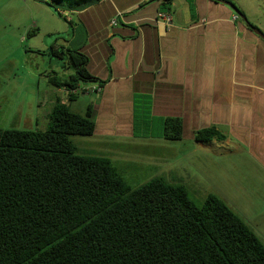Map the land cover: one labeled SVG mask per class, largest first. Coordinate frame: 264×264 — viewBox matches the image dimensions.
<instances>
[{
	"label": "crops",
	"instance_id": "1",
	"mask_svg": "<svg viewBox=\"0 0 264 264\" xmlns=\"http://www.w3.org/2000/svg\"><path fill=\"white\" fill-rule=\"evenodd\" d=\"M235 8L246 21L215 0H101L82 10L62 3L63 22L39 0H0L1 53L12 43L21 53L32 29L53 39L34 40L36 50L84 55L97 81L82 86H101L85 106H92L97 154H85L106 157L113 166L143 162L158 178L203 185L223 202L222 189L264 190V41L250 30L264 35V24ZM159 12L171 15V27L157 21ZM66 93L48 90L43 111L36 99L40 112L23 116L21 130L45 129L54 104H68ZM167 118L181 121L179 141L162 138ZM209 128L224 139L196 142V132ZM139 146L145 159L130 160L126 152Z\"/></svg>",
	"mask_w": 264,
	"mask_h": 264
},
{
	"label": "trees",
	"instance_id": "2",
	"mask_svg": "<svg viewBox=\"0 0 264 264\" xmlns=\"http://www.w3.org/2000/svg\"><path fill=\"white\" fill-rule=\"evenodd\" d=\"M41 2L66 20L60 0ZM49 54L74 69L49 79L68 104H54L43 130L0 128V264H264V243L215 196L197 206L184 186L158 177L130 189L108 158L78 153L72 137H91L95 124L91 105L83 116L69 110L80 95L70 91L97 79L77 51ZM181 137V121L165 119L162 138ZM223 139L214 128L195 134L198 143Z\"/></svg>",
	"mask_w": 264,
	"mask_h": 264
},
{
	"label": "rangeland",
	"instance_id": "3",
	"mask_svg": "<svg viewBox=\"0 0 264 264\" xmlns=\"http://www.w3.org/2000/svg\"><path fill=\"white\" fill-rule=\"evenodd\" d=\"M41 1V0H40ZM67 6L68 0H60ZM230 3L243 9L247 15H251L254 23L264 24V0H229ZM17 20V19H15ZM65 22V21H63ZM31 32V33H30ZM22 43L21 53L12 43L7 46L5 53L1 51L5 48L0 44V128L1 129H25L19 123L23 116L29 117L31 113L38 108L34 106L36 99L43 103L41 110H45L47 105L44 101L47 99V92L52 88L49 79L56 77L60 81L68 80L69 75L74 74V69L62 56L54 57L49 54V50H36L32 43H39L41 40L47 41L43 33L32 29L26 33ZM49 40H53L52 38ZM39 51V52H37ZM78 84V87H82ZM87 85V84H85ZM50 88V89H49ZM54 88V87H53ZM55 89V88H54ZM88 95L78 94V98L73 102L70 111L83 116L84 109L88 102ZM34 107L36 109H34ZM40 112V108L38 109ZM38 115V114H37ZM5 127V128H4ZM143 126H137V131L142 132ZM40 128L36 129L39 130ZM153 133H156L157 125L152 127ZM73 143L77 146L78 153L85 154V151L97 154V141L94 137H72ZM83 151V152H82ZM158 152L150 151V154L156 155ZM130 155V160L145 159L147 152L137 148V152H126ZM121 161V160H120ZM127 163L114 164L117 175L123 179L130 189H136L147 183L153 177H157L153 168L144 169L143 162L126 161ZM187 172L190 169L186 170ZM178 174V173H177ZM177 177H184V174H178ZM183 184L189 199L197 206L203 205L209 194H213L203 185L197 183H178ZM224 204L236 213L264 242V214H258L259 210L264 212V190L254 189L241 191L239 189H222ZM255 223L258 225L255 226Z\"/></svg>",
	"mask_w": 264,
	"mask_h": 264
},
{
	"label": "built area",
	"instance_id": "4",
	"mask_svg": "<svg viewBox=\"0 0 264 264\" xmlns=\"http://www.w3.org/2000/svg\"><path fill=\"white\" fill-rule=\"evenodd\" d=\"M45 2L49 1V0H43ZM146 2H150L153 0H145ZM60 14L67 19V14L64 12H60ZM157 21L160 22L161 24H163L166 28H169L172 26V18L171 15L169 13L166 12H159L157 14ZM237 17L235 16L233 19H236ZM116 22L115 20H111L110 25H115ZM101 92V86L100 85H91V86H82V87H78L75 90L70 91V93H80V94H99Z\"/></svg>",
	"mask_w": 264,
	"mask_h": 264
},
{
	"label": "water",
	"instance_id": "5",
	"mask_svg": "<svg viewBox=\"0 0 264 264\" xmlns=\"http://www.w3.org/2000/svg\"><path fill=\"white\" fill-rule=\"evenodd\" d=\"M217 2H221L222 4L227 6L229 9H231L235 14H237V16H239L241 20L246 21L245 18L239 14L238 10L231 3L224 2V1H217ZM250 30L252 31L253 34H255L257 37L261 38L264 41V35L261 32H259L257 29L252 28V27H250Z\"/></svg>",
	"mask_w": 264,
	"mask_h": 264
}]
</instances>
